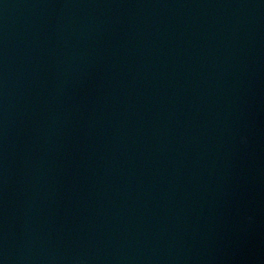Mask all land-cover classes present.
Masks as SVG:
<instances>
[{
	"label": "water",
	"instance_id": "obj_1",
	"mask_svg": "<svg viewBox=\"0 0 264 264\" xmlns=\"http://www.w3.org/2000/svg\"><path fill=\"white\" fill-rule=\"evenodd\" d=\"M0 264H264V0H0Z\"/></svg>",
	"mask_w": 264,
	"mask_h": 264
}]
</instances>
